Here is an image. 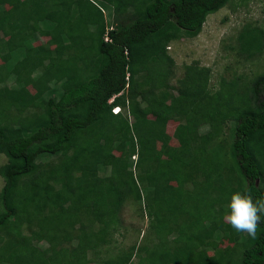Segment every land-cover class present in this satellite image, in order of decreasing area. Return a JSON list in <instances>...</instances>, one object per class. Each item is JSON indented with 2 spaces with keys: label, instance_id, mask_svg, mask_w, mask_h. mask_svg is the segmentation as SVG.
Segmentation results:
<instances>
[{
  "label": "trees",
  "instance_id": "trees-1",
  "mask_svg": "<svg viewBox=\"0 0 264 264\" xmlns=\"http://www.w3.org/2000/svg\"><path fill=\"white\" fill-rule=\"evenodd\" d=\"M232 1L0 0V264H93L130 200L156 242L94 264H264V222L253 239L224 219L230 192L264 199V74L210 92L191 64L173 95L162 69ZM107 6L130 21L107 30ZM237 40L251 58L264 32Z\"/></svg>",
  "mask_w": 264,
  "mask_h": 264
},
{
  "label": "rangeland",
  "instance_id": "rangeland-1",
  "mask_svg": "<svg viewBox=\"0 0 264 264\" xmlns=\"http://www.w3.org/2000/svg\"><path fill=\"white\" fill-rule=\"evenodd\" d=\"M66 7L67 5L64 4V8ZM103 14L106 19L107 30L113 28L117 21H130L129 13L115 19L110 6L104 8ZM252 27L260 28L264 32V0H233L228 6L206 18L202 30L196 38H181L169 43L166 50L167 58L162 69L171 74L168 83L170 87L172 86L169 89L170 92L173 95L177 94L176 89L173 87H176V81L183 77L185 67L191 64L209 70L207 86L210 92L217 91L223 81L230 82L234 79H240L241 86H244L253 78L264 74V40L262 50L251 58H247L245 54L239 52L237 40L239 33L243 29ZM46 40L38 36L35 45L44 43ZM69 42L75 46L81 43V38L73 37L69 39ZM3 61V58L0 59V63ZM2 85L13 86V78L11 77L0 84V86ZM29 90L32 93L35 91L32 87H29ZM55 94L58 95L59 92L56 90ZM130 122L131 119H129ZM173 128V124L169 125L167 130L169 134H173ZM206 128V126H203L200 131L204 132L207 130ZM170 144L175 145L177 142L172 139ZM158 146L159 150H163L165 147L163 143ZM4 163H6V158L4 155H0V166ZM2 187L3 180L0 177V190ZM146 214L140 203L130 200L123 205L117 228L111 234L116 246L101 248L98 256H91L93 264L112 258L119 251H127L134 245L152 247L156 239L154 240L153 232L150 230L149 218ZM185 217L187 216L179 214L178 222H182ZM83 221L85 228H94L91 220L83 219ZM78 225L79 223H76V227H79ZM175 236V234H172L169 240H172ZM226 242L228 241H221L218 244L221 243L220 247H223L227 244ZM75 243L76 241L71 242L72 245ZM229 243H231L230 240ZM165 244L167 246V243ZM37 247L43 249L47 247V244L38 243ZM142 256H145L143 252ZM138 259V257H133L130 264H139Z\"/></svg>",
  "mask_w": 264,
  "mask_h": 264
},
{
  "label": "clouds",
  "instance_id": "clouds-1",
  "mask_svg": "<svg viewBox=\"0 0 264 264\" xmlns=\"http://www.w3.org/2000/svg\"><path fill=\"white\" fill-rule=\"evenodd\" d=\"M113 113H119V107L114 108ZM224 219L237 232H246L254 239L258 225L264 222V199H254L247 190L230 192L224 209Z\"/></svg>",
  "mask_w": 264,
  "mask_h": 264
},
{
  "label": "bare ground",
  "instance_id": "bare-ground-1",
  "mask_svg": "<svg viewBox=\"0 0 264 264\" xmlns=\"http://www.w3.org/2000/svg\"><path fill=\"white\" fill-rule=\"evenodd\" d=\"M212 38V37H211ZM228 38V37H227ZM202 47V46H201ZM193 48H195V47H193Z\"/></svg>",
  "mask_w": 264,
  "mask_h": 264
},
{
  "label": "built area",
  "instance_id": "built-area-1",
  "mask_svg": "<svg viewBox=\"0 0 264 264\" xmlns=\"http://www.w3.org/2000/svg\"><path fill=\"white\" fill-rule=\"evenodd\" d=\"M105 40H107V38Z\"/></svg>",
  "mask_w": 264,
  "mask_h": 264
}]
</instances>
